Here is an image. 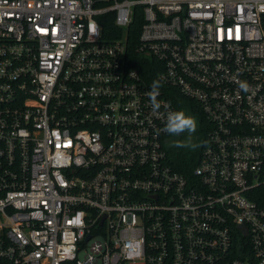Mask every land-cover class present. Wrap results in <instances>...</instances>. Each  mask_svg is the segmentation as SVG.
I'll return each instance as SVG.
<instances>
[{
    "label": "built area",
    "instance_id": "1",
    "mask_svg": "<svg viewBox=\"0 0 264 264\" xmlns=\"http://www.w3.org/2000/svg\"><path fill=\"white\" fill-rule=\"evenodd\" d=\"M0 264H264V0H0Z\"/></svg>",
    "mask_w": 264,
    "mask_h": 264
},
{
    "label": "trees",
    "instance_id": "2",
    "mask_svg": "<svg viewBox=\"0 0 264 264\" xmlns=\"http://www.w3.org/2000/svg\"><path fill=\"white\" fill-rule=\"evenodd\" d=\"M111 17L112 14H105L103 16H100V27L102 30V36L107 39L114 38L123 34L122 30L118 31V29L114 26V24L110 20ZM140 25L141 21L135 19L126 33L127 47L131 51L137 42L138 30L140 28ZM175 105L177 106V110H184L186 114L195 117L197 121V129L195 133L192 134L191 139L192 143L196 145V147L184 148L175 146L178 142H182L187 139V134L185 133L182 134V139H180L177 143H172L168 146L167 154L170 163L175 169L181 171L184 174H191L194 166L197 164L198 161L197 157L199 155V148L201 142L207 134V132L205 131L207 124L195 101L181 97L178 100H175Z\"/></svg>",
    "mask_w": 264,
    "mask_h": 264
},
{
    "label": "clouds",
    "instance_id": "3",
    "mask_svg": "<svg viewBox=\"0 0 264 264\" xmlns=\"http://www.w3.org/2000/svg\"><path fill=\"white\" fill-rule=\"evenodd\" d=\"M245 91L248 90L246 83L240 85ZM160 81L154 80L152 82L151 91L149 93L153 110H158L161 105L157 100L159 95ZM197 129V121L195 117L186 114L184 110L168 111L166 124L164 130L173 136H180L181 134H187V139L182 142H178L176 147L195 148L196 145L192 143V134Z\"/></svg>",
    "mask_w": 264,
    "mask_h": 264
},
{
    "label": "flooded vegetation",
    "instance_id": "4",
    "mask_svg": "<svg viewBox=\"0 0 264 264\" xmlns=\"http://www.w3.org/2000/svg\"><path fill=\"white\" fill-rule=\"evenodd\" d=\"M182 134L180 136H173L171 135L168 140V145H171L172 143H177L180 139H182Z\"/></svg>",
    "mask_w": 264,
    "mask_h": 264
}]
</instances>
